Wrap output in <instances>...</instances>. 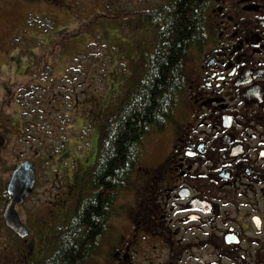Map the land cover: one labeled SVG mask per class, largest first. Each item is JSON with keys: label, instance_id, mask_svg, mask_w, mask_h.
I'll return each instance as SVG.
<instances>
[{"label": "flooded vegetation", "instance_id": "1", "mask_svg": "<svg viewBox=\"0 0 264 264\" xmlns=\"http://www.w3.org/2000/svg\"><path fill=\"white\" fill-rule=\"evenodd\" d=\"M180 94L185 105L172 114L171 132L154 137L148 156L144 137L129 189L119 194L115 210L112 199L106 202L104 222L83 256L86 245H79V264H151L161 258L160 264H264V0L215 1L190 48ZM20 104L24 112L6 115L0 102L4 143L29 122L28 103ZM169 119L151 130L166 129ZM72 179L78 203L71 202L69 213L61 205L55 219L49 216L44 259L59 234L55 222L73 214L77 225L88 202L81 203L88 173Z\"/></svg>", "mask_w": 264, "mask_h": 264}, {"label": "rangeland", "instance_id": "2", "mask_svg": "<svg viewBox=\"0 0 264 264\" xmlns=\"http://www.w3.org/2000/svg\"><path fill=\"white\" fill-rule=\"evenodd\" d=\"M159 2L0 0V102L3 108L5 102L6 115L22 112L20 102L29 108L23 130L0 143V192L18 162L30 160L37 168L33 194L18 205L29 235L21 238L9 231L0 200V264L43 259L47 252L43 229L49 216L55 219L61 205L69 213L71 202L78 203L72 177L79 180L89 172L105 114L124 103L143 72V51L156 40L149 23L118 14ZM184 103L180 94L174 115ZM172 116L166 129L146 135L144 154L154 151L155 136L171 132ZM120 198L117 212L126 192Z\"/></svg>", "mask_w": 264, "mask_h": 264}, {"label": "trees", "instance_id": "3", "mask_svg": "<svg viewBox=\"0 0 264 264\" xmlns=\"http://www.w3.org/2000/svg\"><path fill=\"white\" fill-rule=\"evenodd\" d=\"M215 1L160 0L153 6L118 14L149 23L155 30V44L143 51V72L124 103L105 114L100 147L88 172L89 191L81 203L88 202L82 204L79 222L75 225L73 214L66 221L55 222L54 232L59 234L53 237L51 254L40 264H79V245H86L82 248L83 256L93 244V230L99 233L106 202L112 199L115 210L119 194L129 189L142 158L144 137L153 127L163 128L177 107L190 48L202 36ZM9 198L5 191L0 196L1 214Z\"/></svg>", "mask_w": 264, "mask_h": 264}, {"label": "water", "instance_id": "4", "mask_svg": "<svg viewBox=\"0 0 264 264\" xmlns=\"http://www.w3.org/2000/svg\"><path fill=\"white\" fill-rule=\"evenodd\" d=\"M2 143V139H0ZM36 182V165L33 161L25 160L20 162L14 169L8 183V192L11 195L7 202L3 217L5 224L19 237L29 234V229L23 223L17 205L22 203L34 189Z\"/></svg>", "mask_w": 264, "mask_h": 264}]
</instances>
